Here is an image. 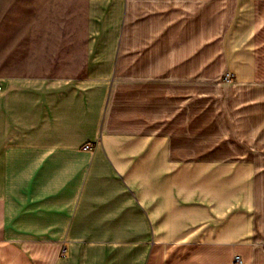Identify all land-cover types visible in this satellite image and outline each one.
<instances>
[{"label":"crops","instance_id":"1","mask_svg":"<svg viewBox=\"0 0 264 264\" xmlns=\"http://www.w3.org/2000/svg\"><path fill=\"white\" fill-rule=\"evenodd\" d=\"M85 13L0 44V264H264V0Z\"/></svg>","mask_w":264,"mask_h":264},{"label":"rangeland","instance_id":"2","mask_svg":"<svg viewBox=\"0 0 264 264\" xmlns=\"http://www.w3.org/2000/svg\"><path fill=\"white\" fill-rule=\"evenodd\" d=\"M87 1L0 0V44L23 45L28 62L33 56L38 58V52L32 51L35 45L61 47L54 48L60 50L55 53V61L63 57L64 46L66 55L75 57V48L85 40Z\"/></svg>","mask_w":264,"mask_h":264},{"label":"built area","instance_id":"3","mask_svg":"<svg viewBox=\"0 0 264 264\" xmlns=\"http://www.w3.org/2000/svg\"><path fill=\"white\" fill-rule=\"evenodd\" d=\"M223 79H224L225 81H230V80H231L229 74H226V75L223 77ZM85 148H88V147L86 146ZM235 260H236L237 262H239V258H238V257H236Z\"/></svg>","mask_w":264,"mask_h":264}]
</instances>
